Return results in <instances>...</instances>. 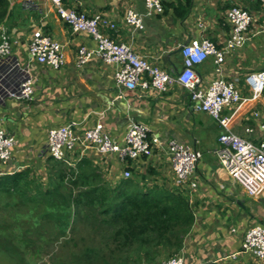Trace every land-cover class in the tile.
<instances>
[{"label":"crops","instance_id":"crops-1","mask_svg":"<svg viewBox=\"0 0 264 264\" xmlns=\"http://www.w3.org/2000/svg\"><path fill=\"white\" fill-rule=\"evenodd\" d=\"M0 1L7 5L0 27L4 25L11 38L10 61H18L22 69L26 68L34 83V99L30 102L0 97V125L17 140L13 159L5 167L0 165V175L27 167L47 171L51 156L46 152V145L51 127L76 123L75 129L81 133L100 123L115 140L121 141L129 118H134L146 124L151 135L160 137L162 144L150 155L123 162L115 153H100L94 148L83 151L77 147L67 164L75 167L82 160L90 161L112 184L120 183L123 173L129 170L134 188L142 192H149L153 187L172 190L177 186L166 144L176 139L201 151L202 157L191 177L197 186L192 190L184 186L195 216L180 252L186 264H264V259L241 252L249 227L264 225V192L250 197L220 165L215 150L225 129L207 113L197 111L184 88L174 83L165 93L140 86L119 89L115 64L103 62L96 54L86 65L77 64L80 47L95 49L97 43L87 33H74L49 0ZM184 1L166 0L165 3ZM235 3L240 0H192L184 19L176 16L170 7L162 14L146 17L144 29L134 33L125 16L129 9L143 12V0H64L68 8L89 15L99 13L115 22L116 30L103 27L102 31L116 41L131 45L137 53L169 72L182 69L184 44L202 38L225 44L230 33L226 11ZM259 16L256 13L253 36L243 48L228 55L221 74L225 79L237 80L243 95H249L245 77L264 69V44L260 41L261 35H255L258 29L264 28L258 24ZM37 31L63 45L66 61L61 68L54 69L30 58L29 44ZM196 71L202 86L219 76L213 57L197 65ZM8 72L15 77L20 70ZM120 92L124 93L122 98L118 97ZM223 115L231 117L230 129L234 133L255 143L264 141L261 127L264 96L244 103L239 109L227 107ZM247 127L253 131L247 133Z\"/></svg>","mask_w":264,"mask_h":264},{"label":"built area","instance_id":"built-area-1","mask_svg":"<svg viewBox=\"0 0 264 264\" xmlns=\"http://www.w3.org/2000/svg\"><path fill=\"white\" fill-rule=\"evenodd\" d=\"M58 15L74 33L84 32L93 37L97 43L95 49L82 46L77 56L79 66L86 65L96 54L105 63L115 64V81L119 89L132 90L137 86L154 89L159 93L169 91L177 83L191 97L197 111L213 117L225 129L219 137V147L215 150L220 165L240 185L250 197H258L264 192V141H254L242 137L230 129L231 117L224 116L223 111L230 106L239 109L244 103L257 101L264 92V69L249 73L245 84L249 95H243L237 80L225 79L221 74L228 55L243 48L253 36L251 30L257 22L256 15L239 5H233L226 11L230 33L224 45H219L209 38L192 40L182 46L183 67L169 72L155 64L147 57L137 53L131 45L120 42L105 34L102 28L116 30L117 24L99 13L89 15L74 8H68L64 0H49ZM264 1V0H263ZM145 10L129 9L125 16L126 23L134 33L145 27V18L164 13L166 0H143ZM264 28L255 32L260 34ZM11 38L8 29L0 27V97H8L21 102L34 99V83L26 68L22 69L18 61H10ZM29 56L40 64L59 69L65 64L63 45L51 36L37 31L29 44ZM209 57L214 58L215 71L219 76L207 86L202 80L196 66ZM10 61V62H9ZM20 70L15 77L9 71ZM16 73V72H15ZM120 92L118 97L122 98ZM257 114V113H255ZM264 129V124L261 126ZM76 123L51 127L48 131L46 152L58 161L68 163L72 152L94 148L100 153H115L123 162L136 160L143 155H150L157 145H161L159 136L151 135L150 128L134 118H129L124 137L115 140L100 123L84 131H76ZM251 133V127L246 128ZM17 146L16 137L0 125V165L7 166L13 159ZM166 148L171 154L175 185L190 186L197 184L191 180L196 171L202 152L188 145L171 139ZM131 171L123 173L129 178ZM241 252L249 253L258 259H264V225L255 224L245 232ZM236 257V254L232 255ZM158 264H186L185 257L179 253Z\"/></svg>","mask_w":264,"mask_h":264},{"label":"trees","instance_id":"trees-1","mask_svg":"<svg viewBox=\"0 0 264 264\" xmlns=\"http://www.w3.org/2000/svg\"><path fill=\"white\" fill-rule=\"evenodd\" d=\"M0 3L2 20L7 5ZM191 3H165L164 11L172 7L174 14L184 19ZM233 5L257 13L259 19L264 10L263 0H240ZM47 173L46 182L30 167L0 175V208L12 209L16 215L19 210L27 217L31 214L26 213L28 209L43 208L40 225L60 224L63 234L68 228L76 233L80 224L87 227L80 242L76 237L66 239L65 245L73 243V249L58 255L55 264H158L181 252L195 222L184 187H153L142 192L134 188L132 175L112 184L87 160L74 167L50 157ZM2 245L8 253L13 252L8 241Z\"/></svg>","mask_w":264,"mask_h":264},{"label":"rangeland","instance_id":"rangeland-1","mask_svg":"<svg viewBox=\"0 0 264 264\" xmlns=\"http://www.w3.org/2000/svg\"><path fill=\"white\" fill-rule=\"evenodd\" d=\"M261 14L258 24L264 27V10ZM258 36L264 44V32ZM36 172L41 181L48 180L47 171ZM42 209L37 208L31 212L28 209L29 212L26 211V213H31L30 218L19 210L16 215L11 211L12 209L4 211L0 208V264H55L58 255L73 249V243L69 242L65 245L69 238L76 237L74 240L80 242L81 237L87 235V227L84 229L85 226L82 224L79 225L76 233H72L68 228L65 234L60 232L58 227L60 224L52 226L53 222L40 225L38 218L43 215ZM23 220L25 223H22ZM51 220L53 221V219ZM7 241L10 243L11 249H14L12 253H8L2 245ZM81 244L79 243V245ZM65 248L66 250H64Z\"/></svg>","mask_w":264,"mask_h":264},{"label":"bare ground","instance_id":"bare-ground-1","mask_svg":"<svg viewBox=\"0 0 264 264\" xmlns=\"http://www.w3.org/2000/svg\"><path fill=\"white\" fill-rule=\"evenodd\" d=\"M178 187V186H177Z\"/></svg>","mask_w":264,"mask_h":264}]
</instances>
